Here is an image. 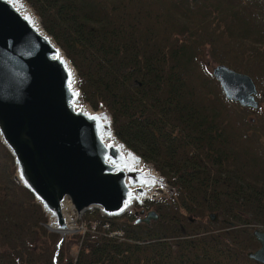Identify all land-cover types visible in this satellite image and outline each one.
<instances>
[{
  "label": "trees",
  "instance_id": "16d2710c",
  "mask_svg": "<svg viewBox=\"0 0 264 264\" xmlns=\"http://www.w3.org/2000/svg\"><path fill=\"white\" fill-rule=\"evenodd\" d=\"M23 1L81 101L170 193L141 206L148 224L92 209L60 240L0 141V264H261L247 252L264 230V0ZM207 56L251 78L256 108L224 97Z\"/></svg>",
  "mask_w": 264,
  "mask_h": 264
},
{
  "label": "water",
  "instance_id": "95a60500",
  "mask_svg": "<svg viewBox=\"0 0 264 264\" xmlns=\"http://www.w3.org/2000/svg\"><path fill=\"white\" fill-rule=\"evenodd\" d=\"M20 8L19 0H0V141L13 158L17 180L47 214V228L57 233L88 210L120 216L149 185L133 166V160H142L120 149L125 146L113 135L108 115L77 108L73 67ZM211 73L227 100L257 107L249 76L222 64ZM109 132L116 144L106 139ZM207 218L218 220L214 213ZM156 219L149 210L136 222ZM252 235L258 247L247 257L264 264V231L255 228Z\"/></svg>",
  "mask_w": 264,
  "mask_h": 264
},
{
  "label": "bare ground",
  "instance_id": "6f19581e",
  "mask_svg": "<svg viewBox=\"0 0 264 264\" xmlns=\"http://www.w3.org/2000/svg\"><path fill=\"white\" fill-rule=\"evenodd\" d=\"M21 3V2H20ZM21 8H20V12L24 15H27L30 20L31 23L33 24V26L35 28L38 29L39 32L43 33V30L41 29L36 17L32 14V12L29 10V8L21 3ZM72 71V69H71ZM72 74H74L72 72ZM255 85V84H254ZM256 88V87H255ZM77 108L79 109H84L83 105H81L80 101L77 100ZM84 111H88L86 108L84 109ZM96 114L102 116V117H106L107 118V112L103 109L102 111H94ZM106 139H110L111 142L115 143L116 140L114 139L113 135L109 132L108 134H106ZM116 144V143H115ZM120 149L125 152V154H128V150L125 147H120ZM133 166H136L145 176H146V182L149 183L148 186H143V193H135V195L133 196V200L136 201H141L143 198H147L149 197V195L151 194L153 188L155 187V185H162V181L159 178V176L153 171V169H151L147 164H145L143 161H139V160H133ZM151 183V184H150ZM72 222L68 221L67 223V228L66 229H59V233L61 235L66 234V232L69 230V228L71 227ZM52 227H54L53 224H50Z\"/></svg>",
  "mask_w": 264,
  "mask_h": 264
},
{
  "label": "rangeland",
  "instance_id": "374dc122",
  "mask_svg": "<svg viewBox=\"0 0 264 264\" xmlns=\"http://www.w3.org/2000/svg\"><path fill=\"white\" fill-rule=\"evenodd\" d=\"M21 3H23V4H25L26 6H27V4L23 1V0H19ZM20 3V4H21ZM22 5V4H21ZM28 7V6H27ZM29 8V7H28ZM29 10L32 12V10L29 8ZM32 14H33V12H32ZM34 15V14H33ZM35 16V15H34ZM37 19V18H36ZM38 21V20H37ZM39 23V22H38ZM204 50L206 51V48H204ZM204 62H206V64H207V66H208V68H209V70H211V67L212 66H215L216 64H213L212 63V61L211 60H209V57L207 56V57H205L204 58ZM80 101V103H81V105H83V107L84 108H86L87 110H89V111H92V112H94V111H97V110H92L88 105H86V104H84L81 100H79ZM103 109H99V111H102ZM261 113L262 114H264V104H261ZM259 115H261L260 113H259ZM252 117H254V118H256L257 116L256 115H253ZM117 140V139H116ZM118 141V140H117ZM119 142V141H118ZM120 143V142H119ZM121 144V143H120ZM126 148V147H125ZM148 165V164H147ZM151 169H153L150 165H148ZM154 171V170H153ZM155 172V171H154ZM158 176H159V178L161 179V181H162V185L160 186V185H155V187L153 188V190H152V192H151V194L149 195V197H147V198H143L141 201H132V205L130 206V208H129V212H134V211H137V212H139L140 211V209H142L143 210V212H145L146 210H144V208L143 207H141L142 205H144V203L145 202H154V201H156V200H158V199H161V198H163V197H167V195L170 193V190H169V186H168V184L166 183V181L164 180V178L162 177V176H160L157 172H155ZM140 203V204H139ZM140 208H139V207ZM79 219V217L76 219V221H74L73 222V224L75 225V226H77L78 225V220ZM205 220V219H204ZM48 223H49V218H48ZM47 223V224H48ZM256 228H259V229H262V228H260V227H256ZM75 232V230L73 231V230H68L67 232H66V234H64V235H67V234H71V233H74ZM63 235V236H64ZM73 251H75V250H73Z\"/></svg>",
  "mask_w": 264,
  "mask_h": 264
},
{
  "label": "built area",
  "instance_id": "2783aa9c",
  "mask_svg": "<svg viewBox=\"0 0 264 264\" xmlns=\"http://www.w3.org/2000/svg\"><path fill=\"white\" fill-rule=\"evenodd\" d=\"M71 227L72 228H70V230H75V231H81V232H83L85 229H84V227H83V225L82 224H79V225H77V226H75L74 224H71ZM92 228H93V226H92Z\"/></svg>",
  "mask_w": 264,
  "mask_h": 264
},
{
  "label": "flooded vegetation",
  "instance_id": "af4514ba",
  "mask_svg": "<svg viewBox=\"0 0 264 264\" xmlns=\"http://www.w3.org/2000/svg\"><path fill=\"white\" fill-rule=\"evenodd\" d=\"M257 247H258V243H257ZM257 247H256V248H257ZM256 248H255V249H256Z\"/></svg>",
  "mask_w": 264,
  "mask_h": 264
}]
</instances>
